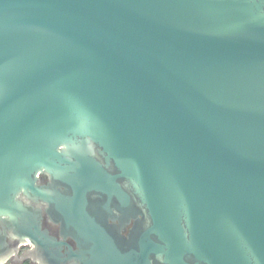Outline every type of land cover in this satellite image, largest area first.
I'll list each match as a JSON object with an SVG mask.
<instances>
[{"label":"water","instance_id":"95a60500","mask_svg":"<svg viewBox=\"0 0 264 264\" xmlns=\"http://www.w3.org/2000/svg\"><path fill=\"white\" fill-rule=\"evenodd\" d=\"M28 259L264 264V0H0V264Z\"/></svg>","mask_w":264,"mask_h":264},{"label":"flooded vegetation","instance_id":"af4514ba","mask_svg":"<svg viewBox=\"0 0 264 264\" xmlns=\"http://www.w3.org/2000/svg\"><path fill=\"white\" fill-rule=\"evenodd\" d=\"M47 180V176L46 177H43V181H46ZM53 228H55L54 226H53ZM56 229V228H55ZM29 245H25V246H23L22 248H21V251L20 252H24V251H26L27 249H29ZM28 260H30L31 261V259H28ZM16 263H20L19 261L18 262H16ZM31 263L32 264H36V263H33L32 261H31Z\"/></svg>","mask_w":264,"mask_h":264},{"label":"trees","instance_id":"16d2710c","mask_svg":"<svg viewBox=\"0 0 264 264\" xmlns=\"http://www.w3.org/2000/svg\"><path fill=\"white\" fill-rule=\"evenodd\" d=\"M5 264H32L30 260H26L24 262H20V263H16V262H13V261H8L7 263Z\"/></svg>","mask_w":264,"mask_h":264}]
</instances>
